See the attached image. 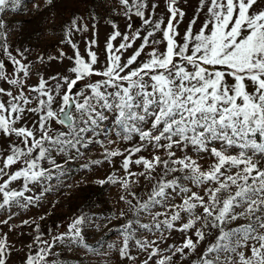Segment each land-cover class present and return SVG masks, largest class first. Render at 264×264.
<instances>
[{"label": "snow or ice", "instance_id": "1", "mask_svg": "<svg viewBox=\"0 0 264 264\" xmlns=\"http://www.w3.org/2000/svg\"><path fill=\"white\" fill-rule=\"evenodd\" d=\"M20 2L0 0V16L16 10ZM119 3L127 31L110 21L113 31L103 60L96 50L95 25L90 29L79 22L82 18H73L61 40L73 55L61 50L59 57L48 58L67 59L70 66L47 79L39 76L34 85L28 84L30 65L23 62L24 52L16 50L17 58L7 34L0 33V82L7 85L0 86V209L9 212L0 225H9L17 215L13 207L39 203L51 190L41 185L51 181L53 169L64 175V164L96 143L104 150L103 158L81 167L121 157L125 173L96 183H119L127 189L139 177L154 181L147 199L133 192V204L121 197L132 213L119 226L122 259L136 261L129 249L134 241L146 254L140 264H177L197 253L215 232L214 242L192 264H264V0ZM133 15L140 28L133 27ZM90 30L93 35L82 54L72 36ZM54 123L62 127L54 129ZM120 142L128 146H108ZM54 151L67 154L64 164L53 158ZM135 166L142 170L132 171ZM157 169L159 178L153 176ZM16 182L19 188L13 187ZM34 187H40L39 195L30 194ZM126 215L120 212V217ZM142 215L150 221L142 222ZM89 219L77 217L66 232L50 240L42 238L36 224L32 243L37 247L33 252L28 245L24 264H58L49 259L58 243L95 252L84 236ZM239 219L248 223L228 227ZM141 230L156 238H137ZM175 232L181 242L162 249L161 243ZM11 249L7 233L0 235V264H8Z\"/></svg>", "mask_w": 264, "mask_h": 264}, {"label": "rangeland", "instance_id": "2", "mask_svg": "<svg viewBox=\"0 0 264 264\" xmlns=\"http://www.w3.org/2000/svg\"><path fill=\"white\" fill-rule=\"evenodd\" d=\"M192 3L195 4V0H192ZM34 5L40 7L36 8ZM123 11V6L119 0H52L50 5H47L45 0H21L16 10H8L6 14L0 16L4 22L3 28H0V33L7 34V44L10 45V50L17 55V58L20 57L16 50L24 52L27 59L23 62L30 65L31 73L28 84L34 85L39 76L47 79L57 73H64L66 68L70 66V61L67 59L61 61L60 59L49 60L48 58L50 56L59 57L61 50L67 56L73 55L71 46L67 43H61L62 39H66L65 32L73 18H82L79 22L88 24L90 29L95 25L98 44L96 50L103 60L105 42L113 31L110 21L117 23L121 32L127 31L125 27L127 21L123 16ZM186 11L191 15V10L186 9ZM186 22L187 18H185V24ZM132 23L134 28L141 27L139 18L134 15ZM185 24L181 25V32H183ZM92 35L90 30L86 33H75L72 36L82 54H84L86 39H90ZM119 39L118 37L117 41L113 43L117 44ZM138 43L139 41H137ZM26 49L27 51H25ZM40 57H43V62L39 59ZM12 68L13 66L9 64L8 71L11 72ZM50 83L54 85L55 81H50ZM0 86L7 87L2 82H0ZM104 124L109 128L112 127L110 121H106ZM61 127L53 124L54 129ZM88 135L92 134L89 133ZM111 138L116 139L114 135ZM99 139L105 138L101 135ZM108 146L119 147L122 150L128 144L120 142ZM81 151L83 154L69 161L68 164H64L63 159L67 155L66 153L54 151L52 153L53 158L58 163L64 164L66 169L64 175H59L53 169L51 181H46L41 185V187L50 185L51 190L44 194L39 203L29 206L27 209L13 207L12 211L16 212L17 215L9 222V225H0V235L7 233L8 242L12 245L8 264H24L30 244L32 251H35L37 246L32 242L37 235L36 224L40 226L39 231L43 234L42 238L50 240L52 236L66 232L68 225L81 215L90 218L84 225V236L86 242L93 246L96 251H89L74 244L70 246L67 243H58L53 249L56 255L50 257V260H55L58 264H140V261L146 258V254L139 251L134 241L129 243V249L130 254L137 258L136 261L122 259L119 254V249L123 243L119 226L132 217L129 205L121 197L132 200L133 204L136 203L131 195L133 192L139 198L147 199L154 181L139 177V183H132L127 189L119 183L100 185L96 181L106 179L112 173L117 176L125 175L122 170V158L115 157L111 163L105 161L100 165L92 166L90 169H84L81 165L89 163L90 160L102 159L104 150L99 144L93 143ZM44 166L52 167L46 162ZM141 170V166H135L132 169V171ZM160 174V169H157L153 176L159 178ZM13 187L19 188V182L14 183ZM39 193L40 187H34L30 194L35 196ZM28 194L26 193V195ZM122 210L127 213L124 217H120ZM8 215V211L0 209V219H6ZM24 220H28L29 224L24 225L22 223ZM33 220L35 221L34 224L32 223ZM141 220L142 222H149L150 217L142 215ZM247 223L246 219H239L228 227L235 228ZM10 226L12 227L11 231L9 230ZM216 234L214 232L211 236H206L197 253L202 252L208 243L214 242ZM136 235L139 239L144 237L156 238L143 230L137 232ZM178 242H181V234L175 232L168 237L167 242H162L160 246L162 249H166L169 245ZM109 245H113V247H109ZM197 253H190L187 259L179 260L177 264H192V261L197 259ZM163 254L168 255L170 253L164 252ZM248 254L250 255V253ZM173 259L176 261L175 257Z\"/></svg>", "mask_w": 264, "mask_h": 264}]
</instances>
